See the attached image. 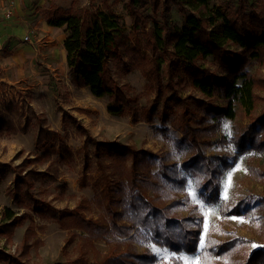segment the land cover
<instances>
[{
    "label": "rangeland",
    "instance_id": "rangeland-1",
    "mask_svg": "<svg viewBox=\"0 0 264 264\" xmlns=\"http://www.w3.org/2000/svg\"><path fill=\"white\" fill-rule=\"evenodd\" d=\"M126 1L108 0L109 6L121 18L127 38V48H121L109 64L111 79L127 92L124 93L127 96L125 113L114 116L109 112L113 103L109 97L96 98L88 89L78 87L72 81L64 47L67 35L65 28H52L47 23L48 12L58 8L72 9L77 15H84L87 11L107 12L103 0H0V130L5 131V125H11L16 130L14 134L4 132L0 135V229L7 209L17 215L26 211L16 207L13 200L15 168L25 160H31L33 164L25 168L24 174L29 170L45 172L50 170V163L55 162L59 164L55 179L31 181V193L50 207L49 218L39 219L33 213L40 244L32 247L29 258L22 261L27 264L71 262L77 256L76 248L80 240L77 238L68 246L69 233L61 230L55 215L65 209L78 211L80 205L86 202L87 209L82 212L87 219L96 223H110L106 210L107 200L99 206L96 195L109 183L111 193L118 195L119 190L128 188L136 181L137 175L133 174L134 161L130 156L125 161V176L120 178L119 174H114L116 165L111 160L100 162L97 157L96 142L119 144L136 150L141 159L147 161L148 158L157 162L151 168L154 175L162 164L171 167L175 165L179 178L186 180L184 191L179 190L178 197L187 205L175 209V215L180 219L186 218L189 211L193 210L198 220L202 221L201 242L195 254H177L167 247L159 246L153 233L144 228H139L140 233L131 234L136 253L153 255L157 259L156 264H229L225 259L213 260L210 257V250L216 243L240 240L238 247H244L248 254L264 247V178L258 179L257 175L251 173V169L264 172V156L247 153L236 158L233 146L223 143L224 139L233 136L235 130L248 126L252 114L249 117L245 111L238 109L235 118L223 121L216 137L211 139L213 144L203 148L206 156H225L230 163L226 168L220 162L213 161L221 168V193L217 203L209 204L203 198L202 180L183 170V163L190 157L191 149L189 140L177 128L181 123L180 115L165 113L162 102H159L152 110L153 121L148 123L143 118L141 111L150 109L156 101V91L148 88L144 76V67H150L149 61L154 60L156 54L148 48L147 37L135 32L134 22L125 7ZM144 1L147 5L141 9V13L146 20L147 30L153 31L156 24H163L160 12L166 5L161 0L159 13L156 14L152 10V0ZM245 2L243 11L247 20L252 17L264 19V0ZM241 5V0L209 2L210 9L220 11L229 21L238 24ZM167 10L171 30L176 31L182 29L186 15H202V9L199 12L193 5L181 7L174 0H168ZM7 12L11 13L8 19L5 18ZM224 45L231 53L241 51L232 42H225ZM133 49H136V54L131 53ZM198 63L203 69L219 73L218 65L212 58L198 60ZM248 71L264 78V66H250ZM183 78H186L185 75ZM163 85L166 94L170 95L165 76ZM177 90L182 97L192 96L216 106L224 105L218 96L206 99L191 86L183 85ZM258 95L264 98V92ZM136 108L140 113L139 122H134ZM261 108L262 104L259 103L253 113L254 117L260 114ZM44 128L55 133L54 141L41 145L38 138L40 130ZM48 156L50 162L45 160ZM144 170L146 164L138 170L141 172L138 175L139 195L150 199L153 191L140 184ZM131 175L135 180H129ZM152 179L163 182L162 176L156 175ZM116 198L120 199L119 196ZM242 201H246L244 204L248 202V205L244 207ZM115 205L116 212L122 213L125 210L124 206L116 202ZM237 207L242 208L241 214L234 213ZM116 222L121 226L128 225L127 214L117 218ZM27 228L28 223L17 227L9 239L0 234V250L20 258ZM77 232L86 236L81 230ZM126 239L113 231L111 235L95 240L93 244L102 256H112L126 251L127 244L118 243L120 240L128 241ZM253 244L257 247H251Z\"/></svg>",
    "mask_w": 264,
    "mask_h": 264
},
{
    "label": "trees",
    "instance_id": "trees-1",
    "mask_svg": "<svg viewBox=\"0 0 264 264\" xmlns=\"http://www.w3.org/2000/svg\"><path fill=\"white\" fill-rule=\"evenodd\" d=\"M174 1L181 7L193 5L199 12L202 9V15H186L182 29L171 30L170 14L167 10L168 0H164L166 8L160 12L163 24H156L154 30L149 31L141 13V9L147 3L144 0H127L125 3L129 16L134 22L135 32L147 37L148 48L156 54L155 59L149 61L150 67H144L148 88L156 91V101L150 109L141 112L146 122L151 123L152 110L162 102L165 113L180 115L181 123L177 128L189 140L191 149L190 157L183 163V170L202 180L203 198L209 204H215L219 201L221 193L219 178L221 168L213 161L220 162L226 168L230 163L225 156H206L203 148L213 144L211 139L216 137L225 119L235 118L238 109L245 111L249 117L252 114L250 124L242 130H235L233 136L224 139L223 143L233 146L236 158L247 153L264 156V98L258 95L259 92H264V78L252 75L248 71L250 66H264V19L252 17L253 19L247 20L243 11L245 0H241L242 5L238 12L240 24L229 21L220 11L210 9V0ZM103 6L107 12L87 11L84 15H77L72 9L58 8L48 12L47 23L52 28H65L67 35L64 47L72 81L78 87L88 89L96 98L109 97L113 102L109 112L114 116H120L125 113L124 104L127 96L124 93L127 92L124 91V87H120L111 79L109 64L121 48H127V38L121 18L109 6L108 0H103ZM160 7L161 0H152L154 13L158 14ZM225 42L238 45L241 48L240 53L228 51ZM131 53L136 54V49ZM207 58H212L217 63L218 74L199 66L198 60ZM163 76L166 77L170 95L166 94ZM183 85L197 89L206 99L218 96L224 101V105L216 106L192 96L182 97L177 88ZM259 103L262 104L260 114L254 117L253 113ZM139 114L136 108L134 122L140 121ZM5 126V131L0 130V135L4 132L8 134L16 132L11 125ZM54 134L48 129H41L38 143L43 145L53 142ZM96 152L100 162L111 160L116 165L113 173L119 174L120 178L125 176V161L127 156H130L134 161L133 174H136L137 178L128 188L119 190L118 195L111 193L110 183L96 195L99 206L104 205L103 201L107 200L106 210L110 223H96L87 219L82 212L83 209H87L86 202L80 205L78 211L65 209L55 215L61 230L69 233L68 246L77 238L80 240L76 248L77 256L68 264H156V257L149 253L139 255L132 245L131 234L140 233L139 228L153 233L159 246L167 247L174 253L195 254L201 242L202 221L198 220L193 210L189 211L186 218L180 219L175 215V209L187 207L178 197V191H184L186 180L179 178L177 167L160 165L156 172L158 177H163V182L160 183L158 179H152L156 175L152 173L151 168L157 165V162L147 157V161L141 159L140 154L132 148L96 142ZM67 153L71 156V152L67 150ZM45 160L50 162L51 158L48 156ZM62 162H65V159H62ZM31 164H33L31 160H25L15 168L13 200L16 207L26 211L22 215H17L13 210L7 209L4 212V224L0 229V234L6 235L9 239L17 227L28 223L20 258L12 257L0 250V264H27L22 259L29 258L31 248L40 244L33 213L39 219L49 218L50 207L31 193V181L55 179L59 164L51 162L48 171L29 170L24 174L25 168ZM143 164H146V170L142 171L144 178L140 184L145 189L153 191V197L150 199L139 195L138 175L141 172L139 173L138 170ZM2 166L6 167V165ZM251 170L258 179L264 178V172ZM129 180L135 178L131 175ZM116 196L120 199H114ZM115 202L124 206L125 210L122 213L116 212ZM244 202L246 201H242V205L246 207L248 202L246 204ZM127 208L131 210L127 211ZM241 209L237 207L234 213L241 214ZM125 214L128 225H118L117 218L124 217ZM262 224L264 227V220ZM78 230L85 232L86 236L80 235ZM113 231H116L120 237L127 238L126 242L118 241V243H126L127 249L124 253L102 256L93 242L105 238L108 234L111 235ZM239 241L234 239L216 243L210 250V257L213 260L225 259L229 264H264V247L248 254L244 251V247H238Z\"/></svg>",
    "mask_w": 264,
    "mask_h": 264
},
{
    "label": "built area",
    "instance_id": "built-area-1",
    "mask_svg": "<svg viewBox=\"0 0 264 264\" xmlns=\"http://www.w3.org/2000/svg\"><path fill=\"white\" fill-rule=\"evenodd\" d=\"M11 17V13L10 12H7L6 14H5V18H10ZM27 39H29V37H27ZM0 48H1V44H0ZM1 50V49H0Z\"/></svg>",
    "mask_w": 264,
    "mask_h": 264
},
{
    "label": "snow or ice",
    "instance_id": "snow-or-ice-1",
    "mask_svg": "<svg viewBox=\"0 0 264 264\" xmlns=\"http://www.w3.org/2000/svg\"><path fill=\"white\" fill-rule=\"evenodd\" d=\"M251 247L255 248V247H257V245L253 244V245H251Z\"/></svg>",
    "mask_w": 264,
    "mask_h": 264
}]
</instances>
